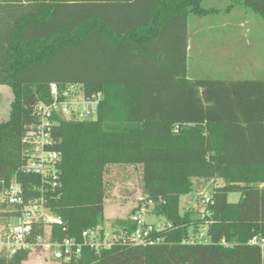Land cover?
I'll list each match as a JSON object with an SVG mask.
<instances>
[{"label":"trees","instance_id":"1","mask_svg":"<svg viewBox=\"0 0 264 264\" xmlns=\"http://www.w3.org/2000/svg\"><path fill=\"white\" fill-rule=\"evenodd\" d=\"M204 1L0 0V84L12 92L0 121V182L21 163L20 139L50 83H78L102 97L94 119L54 127L61 162L50 207L63 222L55 236L104 225L115 165L140 170V199L127 216L150 201L166 221L154 232L159 243L84 247L58 264H262L248 241L264 233V79L188 76V18L212 11ZM235 1L255 9L264 29V10ZM194 180L213 183L211 202L186 210L180 199Z\"/></svg>","mask_w":264,"mask_h":264},{"label":"built area","instance_id":"2","mask_svg":"<svg viewBox=\"0 0 264 264\" xmlns=\"http://www.w3.org/2000/svg\"><path fill=\"white\" fill-rule=\"evenodd\" d=\"M101 97V92L85 95L78 83L60 87L53 82L49 85V100L34 105L37 120L26 126L20 139L23 159L13 176L0 182V256L44 254L60 263L76 260L84 247L99 250L113 245L147 246L160 242L154 232L164 226L157 229L144 220L152 206L150 201L136 208L122 224L107 229L105 225L89 228L76 237H58L53 232V225L63 224L50 207V201L57 197L61 162V153L55 149L54 127L60 120L94 119ZM20 175H25L26 186ZM210 202V195L202 199V204ZM203 236L200 233L199 238ZM248 244L259 248L264 264V233L252 236Z\"/></svg>","mask_w":264,"mask_h":264},{"label":"rangeland","instance_id":"3","mask_svg":"<svg viewBox=\"0 0 264 264\" xmlns=\"http://www.w3.org/2000/svg\"><path fill=\"white\" fill-rule=\"evenodd\" d=\"M252 1L257 9L262 0ZM212 11L204 17L188 18L187 69L190 78L213 77L223 79H264V29L255 9L235 0H205L202 4ZM259 5V6H258ZM212 182L194 180L191 193L181 197L186 210L201 207L202 199L209 196ZM240 194L231 192L228 200L238 201ZM140 199V170L115 165L107 176L104 200V225L116 226ZM144 220L157 229L165 226V219L149 212ZM22 264H58L44 254H30Z\"/></svg>","mask_w":264,"mask_h":264},{"label":"crops","instance_id":"4","mask_svg":"<svg viewBox=\"0 0 264 264\" xmlns=\"http://www.w3.org/2000/svg\"><path fill=\"white\" fill-rule=\"evenodd\" d=\"M263 4L259 6V8L263 9L264 0H262ZM189 40V34L188 39ZM12 99V92L9 86L0 84V121H3L7 118L9 113V104Z\"/></svg>","mask_w":264,"mask_h":264}]
</instances>
